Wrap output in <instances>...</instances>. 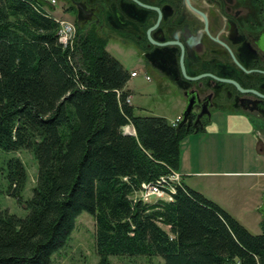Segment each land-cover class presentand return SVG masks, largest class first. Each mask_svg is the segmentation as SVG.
Returning a JSON list of instances; mask_svg holds the SVG:
<instances>
[{"label": "trees", "instance_id": "16d2710c", "mask_svg": "<svg viewBox=\"0 0 264 264\" xmlns=\"http://www.w3.org/2000/svg\"><path fill=\"white\" fill-rule=\"evenodd\" d=\"M57 29L35 1L0 0V147L29 150L38 163L24 199L25 167L17 157L7 162V194L27 212L0 210V264H50L82 211L95 218L98 264H111L110 255L264 264V228L249 232L186 184L170 201L134 198L141 183L178 170L181 141L194 130L135 114L130 71L106 39L79 29L75 43L62 45Z\"/></svg>", "mask_w": 264, "mask_h": 264}, {"label": "flooded vegetation", "instance_id": "af4514ba", "mask_svg": "<svg viewBox=\"0 0 264 264\" xmlns=\"http://www.w3.org/2000/svg\"><path fill=\"white\" fill-rule=\"evenodd\" d=\"M61 1L76 20L80 7L86 29L169 78L190 107L181 126L198 131L242 112L264 146V0Z\"/></svg>", "mask_w": 264, "mask_h": 264}, {"label": "rangeland", "instance_id": "374dc122", "mask_svg": "<svg viewBox=\"0 0 264 264\" xmlns=\"http://www.w3.org/2000/svg\"><path fill=\"white\" fill-rule=\"evenodd\" d=\"M54 5L55 8L53 11H50L47 8L46 10L55 18V20L58 19L64 21L59 23L56 21L59 26H62L65 23L73 26L74 36L71 40L72 44L75 43L79 37L77 35L80 33L78 32L79 29H81V31H90L86 29V22H81L82 19H74V17L67 12L66 2L56 0ZM57 36L58 41L64 45L65 41L62 37H66V35H58L57 32ZM106 49L110 54L117 58L126 69L129 71L136 70L138 72L136 76H130L126 84V88L131 92L128 99L131 101L135 114L160 115L168 120L182 115L185 108L184 98L168 77L161 75L156 69L144 68L138 62L133 48L123 47L113 42H107ZM146 74L150 76L149 79L145 78ZM123 132L127 134L135 133L131 125L124 126ZM186 142L187 137H184L181 141V147L183 145L185 146ZM15 157L22 161L27 174L25 188L22 192L24 199H28L31 196L32 188L36 184L38 163L33 153L26 149L4 150L0 147V210L7 209L10 213L24 216L27 212L24 206L18 203L15 197L7 194L8 181L5 172L6 166L8 160ZM173 171L179 176V184L177 182L175 185V187H177L178 185L183 184V181L178 170ZM175 179L176 178L171 177L170 181L174 182ZM141 187L142 185L140 188ZM175 193L176 188L173 193L169 192L170 198L166 195L155 196V194L145 197L143 196L142 190L140 191L139 189L134 193V198L143 202L157 200L170 201L173 199ZM235 211L237 212L238 210ZM245 227L253 234H258L263 231L262 224L258 225L257 223H249L246 224ZM165 228L167 227L165 226ZM94 231V216L86 211H82L76 218L75 227L70 235L67 245L52 255L50 264H98L99 257L94 247ZM109 258L111 264H164V259L157 255H110Z\"/></svg>", "mask_w": 264, "mask_h": 264}, {"label": "crops", "instance_id": "0c3cea01", "mask_svg": "<svg viewBox=\"0 0 264 264\" xmlns=\"http://www.w3.org/2000/svg\"><path fill=\"white\" fill-rule=\"evenodd\" d=\"M186 137L178 167L183 183L241 224L257 223L264 228V146L244 114L215 115L204 129Z\"/></svg>", "mask_w": 264, "mask_h": 264}, {"label": "built area", "instance_id": "2783aa9c", "mask_svg": "<svg viewBox=\"0 0 264 264\" xmlns=\"http://www.w3.org/2000/svg\"><path fill=\"white\" fill-rule=\"evenodd\" d=\"M52 4H55L56 3V0H49ZM58 23L59 22H64L62 20H58ZM58 35H66V45H71V40L74 36V28L73 26H71L70 24H63L62 26H59L58 25ZM138 74V72L136 70L134 71H130V76H136ZM145 78L149 79V76L148 75H145ZM127 101H129V99H127ZM178 118L175 119L174 121L171 122L172 125H176V122H177ZM164 177H174V178H179V176L174 173V171L170 172L169 174L167 175H162L160 176L159 178L163 179ZM142 187L140 188V191L142 190L143 192V196L145 197H149L150 195H166V196H169V194H166L165 191H158V190H155V189H152L150 188L149 186V182H146V183H142L141 184ZM170 198V196H169Z\"/></svg>", "mask_w": 264, "mask_h": 264}, {"label": "bare ground", "instance_id": "6f19581e", "mask_svg": "<svg viewBox=\"0 0 264 264\" xmlns=\"http://www.w3.org/2000/svg\"><path fill=\"white\" fill-rule=\"evenodd\" d=\"M62 39L66 43V37L63 36ZM170 180H171V177H164L163 179L158 178L157 180H155L153 182H149V186H150V188L158 190V191H165V193H167V194H169V192L173 193L175 188H176L175 185L177 184V182L179 183V180H178V178H176L174 180V182H172ZM173 186H174V188H173ZM155 196H160V195H155ZM167 197L169 198V196H167Z\"/></svg>", "mask_w": 264, "mask_h": 264}, {"label": "water", "instance_id": "95a60500", "mask_svg": "<svg viewBox=\"0 0 264 264\" xmlns=\"http://www.w3.org/2000/svg\"><path fill=\"white\" fill-rule=\"evenodd\" d=\"M33 1H35L38 5H40L42 7H46L50 11H53L55 8V5L51 4V2L49 0H33ZM80 12H81L80 7L78 6V17H77L78 20L81 19V17L79 16ZM260 98L264 99V96H260ZM189 108L190 107H186L185 110L182 112V115H181L179 123L177 124V127L181 126L182 124H184V122L187 121L188 115L190 112ZM187 127H188V125H187ZM195 130H197V129H195ZM262 212L264 215V208H262Z\"/></svg>", "mask_w": 264, "mask_h": 264}]
</instances>
